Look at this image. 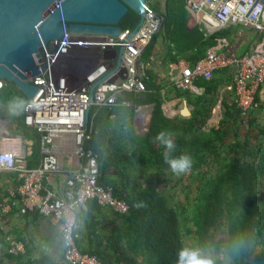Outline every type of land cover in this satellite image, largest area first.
Returning a JSON list of instances; mask_svg holds the SVG:
<instances>
[{
    "label": "trees",
    "instance_id": "trees-1",
    "mask_svg": "<svg viewBox=\"0 0 264 264\" xmlns=\"http://www.w3.org/2000/svg\"><path fill=\"white\" fill-rule=\"evenodd\" d=\"M188 2L167 0L162 34L168 45L166 66L183 61L195 65L219 37L188 28ZM139 20L140 16L130 10L120 26L123 31L132 30ZM149 48L143 59L150 64ZM221 73L212 80H198L196 84L205 88V93L194 95L175 85L174 79H161L149 69L145 90L126 94L134 104L154 107L145 137H138L131 128L124 130L133 109L119 105L98 110L89 147L99 155V184L112 187L115 195L130 205L129 214L115 213L126 264H177L182 248L199 250L202 256L212 254L205 258L213 264H264V156L257 164L248 160L250 147L240 138L243 117L237 104L223 101V118L219 124H209L224 82ZM5 82L0 91L10 83ZM170 91L193 108L190 118L165 116L163 105L171 100ZM20 93L16 99L0 92V112L16 124L14 132L25 133L30 128L24 122V108L19 116L9 115L13 102L27 104L28 98ZM112 125L114 129L107 130ZM160 131L175 142L171 156L187 154L192 158L193 167L184 177L195 185L194 198L187 194L184 201L174 203L173 196H167L177 184L169 177L172 172L164 163L163 147L155 142ZM39 151L36 149V154ZM185 190L181 192L185 194ZM14 234L13 238L22 241L17 230H0V264H48L47 259L27 263L20 255H11L7 238Z\"/></svg>",
    "mask_w": 264,
    "mask_h": 264
},
{
    "label": "built area",
    "instance_id": "built-area-1",
    "mask_svg": "<svg viewBox=\"0 0 264 264\" xmlns=\"http://www.w3.org/2000/svg\"><path fill=\"white\" fill-rule=\"evenodd\" d=\"M186 8L191 24L205 36L232 25L263 35L255 49L244 56L229 57L210 48L194 66L179 64L171 69L175 85L196 94L204 91L196 87L197 80H212L220 70L236 69L235 101L244 115L249 114L258 107L256 96L264 85V6L258 0H189ZM165 20V15L147 7L142 26L136 32L122 30L119 37L75 34L66 21H61L67 27L65 36L39 47L40 57L34 58L40 73L28 75V81L39 89L24 108L25 125L40 135L41 159L37 166H30L34 141L13 132L12 120L0 112V172H15L20 180L6 197H0L1 231L6 232L5 216L11 211V197H19L23 214L39 212L60 228L68 264H102L97 256L83 253L78 246V214L87 211L91 201L122 215L129 213L130 206L114 195L112 187L99 184V155L89 147L96 132L95 119L101 107L131 106L136 133L149 134L152 105L134 104L126 94L145 90L150 65L143 57ZM120 50V69H126V77L111 82L109 79L120 71L116 69ZM96 52L99 61L88 67L84 57L91 59ZM64 61L65 66L67 62L81 64L83 70L70 68L69 77ZM108 74L111 76L105 78ZM73 75L81 78L80 83ZM5 84L0 78V89ZM57 174L62 178V187L51 189L45 179ZM8 241L12 255L25 251L24 242L11 236Z\"/></svg>",
    "mask_w": 264,
    "mask_h": 264
},
{
    "label": "crops",
    "instance_id": "crops-1",
    "mask_svg": "<svg viewBox=\"0 0 264 264\" xmlns=\"http://www.w3.org/2000/svg\"><path fill=\"white\" fill-rule=\"evenodd\" d=\"M166 3L167 0H165V8H166ZM188 28L193 29L197 27L193 26L191 24V21L188 20ZM162 31L163 29L161 30V32ZM203 34L205 36V33ZM217 34H219V37L215 39L214 45L210 48H215L219 53L229 55V57H241L252 52L255 49V47L258 45V43H260L261 40L263 39V35L261 34V32L239 25L238 26L232 25L213 35H217ZM210 48H208L207 51ZM167 52H168V45H167V49L163 50L162 56L160 58L157 55L151 56L150 64L153 67H151V65L149 64L150 65L149 69H153L154 72H156L161 79H166V80L168 79L171 80V78L174 79L173 81L175 84V78L171 72L172 66L174 64H169L168 66L165 65ZM155 61H158V64L160 66H163V69H161L159 72L155 71L154 69ZM180 64L182 65L188 64L192 66L190 63L186 61L185 62L183 61ZM235 71L236 69H224L218 71L219 73L224 72L223 74L221 73L220 75L223 76L224 82L221 85L220 93L218 95L217 105L213 109V115L211 118L212 120H214L216 114L217 117H219V122L223 118V101H225L229 105L233 103L236 104L235 101L236 96L234 92ZM173 72L176 73L177 71H173ZM148 78H149V74H148ZM202 80H206V79H202ZM196 87L200 88L201 90H204L203 93L196 94L190 91L192 94L203 95L205 93V88L199 87L197 84ZM170 95L173 97V98L171 97L170 101L172 100L182 101V109H183L184 100L177 99L175 96H173L174 91H170ZM256 101L258 103V107L253 109L247 115H244L241 109L239 108L242 113L241 116L243 117L242 128L240 130L241 133L240 138L242 142L245 141L246 143H248L250 147V156L248 157V160L252 164H257L264 156V85L261 86V88L259 89L256 96ZM175 102H173V104ZM173 104L172 105L169 104V101L165 102V104L163 105L165 116L169 119H174L175 117H182L181 112L177 116L176 114L177 111L175 110L176 105L174 106ZM123 107H128L130 109H133L131 106L124 105ZM188 107L191 109V111L193 110V108L190 107L189 105ZM184 113H186V111H184ZM133 119H134V114L132 115V118L131 116L128 118L127 123L123 126L124 130L127 131L129 128H131L138 137H145L144 135H140L136 133L134 129ZM219 122L217 124H219ZM209 124H211V120L209 121ZM15 125L16 124H13V128ZM112 129H114L113 125L107 127V130L112 131ZM34 132L35 131L30 128L27 129V132L25 133L21 131L18 133L23 135L26 134V138L31 139L32 141L35 140L33 139L34 137H37V139L40 140V135L37 132L35 133ZM33 148H34V153L30 158L31 159L30 164L35 166L40 163L41 146H40L39 155L36 154L35 144ZM61 182H62V178L61 176H58V174L50 175L47 179H45L46 185H49L51 189H56V190H59L62 187ZM19 183L20 180L18 179L17 173L0 172V197L1 198L6 197L9 193V189L16 188ZM10 203L12 206L11 211L5 216L6 232L11 230L14 231L17 230L20 232V239L22 240L21 242H24L25 244V251L23 253H20V258L26 260L27 263L28 262L34 263L40 259H47L48 264H68L66 260L64 241L62 239L60 228L55 226L50 219L41 216L39 212H30L28 214H23L21 212L22 202L19 197H11ZM118 224L119 221L117 220V215H115L114 211L108 208L101 207L99 204H97L96 201L89 202L88 210L80 211L78 214L77 235H78V246L80 250L83 253H87L90 255H95V256L98 255L99 258L101 259L102 264H126L125 257L123 256L125 254L123 241L119 239L121 235L119 234V232L117 233L116 231L117 227L119 226ZM12 236L15 237L16 234L11 235V237ZM8 242L10 248L11 243L10 241Z\"/></svg>",
    "mask_w": 264,
    "mask_h": 264
},
{
    "label": "water",
    "instance_id": "water-1",
    "mask_svg": "<svg viewBox=\"0 0 264 264\" xmlns=\"http://www.w3.org/2000/svg\"><path fill=\"white\" fill-rule=\"evenodd\" d=\"M61 1L60 7H54ZM258 2L264 6V0ZM148 3L149 0H0V78L16 84L28 99H33L39 87L28 81V75L40 73L34 56L40 57L43 43L65 36L67 27L61 21H66L75 34L119 37L120 23L130 10L140 16L133 32L142 26ZM121 55L120 50L116 69L121 67ZM118 77L124 79L126 69H120L109 81ZM183 103L181 116L190 118L192 111L187 101Z\"/></svg>",
    "mask_w": 264,
    "mask_h": 264
},
{
    "label": "rangeland",
    "instance_id": "rangeland-1",
    "mask_svg": "<svg viewBox=\"0 0 264 264\" xmlns=\"http://www.w3.org/2000/svg\"><path fill=\"white\" fill-rule=\"evenodd\" d=\"M148 5H149V7H151V9L153 7L156 11H158L159 13L165 15V0H149ZM263 21H264V19H263ZM197 28L200 30L199 27H197ZM163 31H164V29H163ZM163 31L159 34L157 42L154 43L149 48V54L151 56H156L157 55L160 58L162 56L163 50L167 49V45L165 43H163V41H162L163 40L162 39ZM201 32L205 33L204 31H201ZM162 45H163V47H162ZM96 51H98V50H96ZM99 59H100L99 52H96V55H93L91 59H87L85 63H87L88 67H91L94 64H96L99 61ZM159 66L160 65L158 64V61H155V66H154L155 71L159 72L161 69H163V66H160V67ZM82 67L83 66L81 64H76L75 65V64H72V63H69V62H67L66 66H65V61H64V68H65L64 71H67V75L69 77H72L71 72H69L70 68L78 69V71L81 72L83 70ZM77 78H78L77 76L73 75V79H77ZM80 81H81V78L79 77L76 82L80 83ZM20 91L21 90L17 87L16 84L10 82V83L7 84L6 88L4 90H1L0 92H5L6 94L18 99L20 97V95H21ZM173 102H175V103L173 104ZM169 104H171V105L173 104L174 106L176 105L175 106V110L177 111L176 114L178 116L180 114V112H181V109H182V101L172 100V101H169ZM218 122H219V117H217V114H216L214 120L211 119V124H217ZM12 127H13V123H12ZM33 139H35V140H33L34 144H35V149L40 148V146H41L40 140H38L37 137H34ZM169 177H171V179L174 181V183L177 184L176 188L174 190H171L168 193V195H167L168 197H172L173 196L172 198L174 199V203L179 202L181 200L184 201L185 197L187 196V194H189V196L191 198L195 197L196 188H195V185L192 183V181L188 180L186 177H184V175L176 176L173 173L170 174ZM181 180H182V183L179 182ZM132 186H133V184H132ZM132 186H131V188H132ZM184 188L186 189L185 190V192H186L185 194H183L181 192V190H183ZM261 195H263V191L262 190H261ZM210 256H213V255L210 254V253L203 255V257H207V258L210 257Z\"/></svg>",
    "mask_w": 264,
    "mask_h": 264
},
{
    "label": "clouds",
    "instance_id": "clouds-1",
    "mask_svg": "<svg viewBox=\"0 0 264 264\" xmlns=\"http://www.w3.org/2000/svg\"><path fill=\"white\" fill-rule=\"evenodd\" d=\"M23 108H25L24 101L21 100L19 102H13L9 106V115L19 116L21 114L20 110ZM155 142L163 147L164 151L162 155L164 163L168 165L174 175L181 176L191 171L193 167V160L189 155L181 154L178 157L170 155V153L175 150L176 145L170 136L167 139L165 138L164 131H160L156 134ZM177 264H213V262L212 260L203 257L199 250L182 248L178 254Z\"/></svg>",
    "mask_w": 264,
    "mask_h": 264
},
{
    "label": "bare ground",
    "instance_id": "bare-ground-1",
    "mask_svg": "<svg viewBox=\"0 0 264 264\" xmlns=\"http://www.w3.org/2000/svg\"><path fill=\"white\" fill-rule=\"evenodd\" d=\"M86 60H87L86 57H84V61H85V62H86ZM185 111H186V110H185Z\"/></svg>",
    "mask_w": 264,
    "mask_h": 264
}]
</instances>
